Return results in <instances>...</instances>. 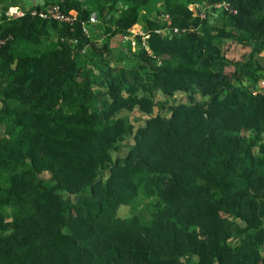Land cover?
Wrapping results in <instances>:
<instances>
[{
  "label": "trees",
  "instance_id": "1",
  "mask_svg": "<svg viewBox=\"0 0 264 264\" xmlns=\"http://www.w3.org/2000/svg\"><path fill=\"white\" fill-rule=\"evenodd\" d=\"M0 41V264H264V0H0Z\"/></svg>",
  "mask_w": 264,
  "mask_h": 264
},
{
  "label": "built area",
  "instance_id": "2",
  "mask_svg": "<svg viewBox=\"0 0 264 264\" xmlns=\"http://www.w3.org/2000/svg\"><path fill=\"white\" fill-rule=\"evenodd\" d=\"M196 8V7H195ZM224 9L229 11L230 13L236 14L237 13V9L232 7L229 3H225L223 2L222 4H217L216 9ZM191 10H193L192 8H190ZM10 10H14V11H10ZM194 11V10H193ZM213 11V10H212ZM214 13V12H213ZM8 17L11 18H17L20 16H23L25 14V11L18 6H11L9 7L8 11L6 12ZM31 14L32 15H38L41 18L44 19H52V20H57L60 22H66V23H70L73 24L75 21V15L74 13H70V14H66L65 12L62 11L61 7L58 5H54L51 7H47L45 10H37V9H32L31 10ZM207 15L206 10H203V12L201 13V16L204 18ZM97 15L96 14H92L90 19H89V24H93L95 22H97ZM162 32H165V30H161ZM175 31H178V29H175ZM84 32L86 34H89L90 31L87 28H84ZM141 35L147 37V35L144 32H140ZM128 39L126 38V41ZM4 41H0V44L3 43Z\"/></svg>",
  "mask_w": 264,
  "mask_h": 264
},
{
  "label": "rangeland",
  "instance_id": "3",
  "mask_svg": "<svg viewBox=\"0 0 264 264\" xmlns=\"http://www.w3.org/2000/svg\"><path fill=\"white\" fill-rule=\"evenodd\" d=\"M28 1H31V2H40L41 0H28ZM190 8H192L194 11L196 10L195 7H190ZM179 98L181 99V97H176L177 100H179ZM182 99H185V97L182 98ZM134 115H136V113H133V115L131 117L133 118Z\"/></svg>",
  "mask_w": 264,
  "mask_h": 264
},
{
  "label": "clouds",
  "instance_id": "4",
  "mask_svg": "<svg viewBox=\"0 0 264 264\" xmlns=\"http://www.w3.org/2000/svg\"><path fill=\"white\" fill-rule=\"evenodd\" d=\"M10 11H14V10H10Z\"/></svg>",
  "mask_w": 264,
  "mask_h": 264
}]
</instances>
